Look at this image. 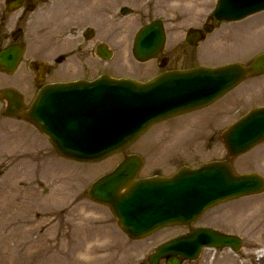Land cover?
Returning <instances> with one entry per match:
<instances>
[{"label":"rangeland","instance_id":"obj_1","mask_svg":"<svg viewBox=\"0 0 264 264\" xmlns=\"http://www.w3.org/2000/svg\"><path fill=\"white\" fill-rule=\"evenodd\" d=\"M149 3L150 0H141L135 13L123 18L122 24L114 23L115 27L109 19L104 20V26L109 32L114 30L120 40L113 59L109 61L114 73L130 72L144 78L158 68L153 60L139 64L131 55L129 61L121 59L124 58V53L121 54L123 44L131 36L129 30L157 15L169 26L166 50L171 57L170 65L176 64L177 45L181 47V53L190 57L184 59L185 65L194 66H215L231 61L247 63L264 51V12L242 22L221 24L207 35L205 41L192 48L184 40L180 42L179 36L188 26L201 25L211 14L215 0H167L163 9L158 6L148 9ZM42 11L51 18L50 9ZM175 24L176 28L173 27ZM125 68L130 71H122ZM253 78L262 82L264 74ZM24 80L21 70L11 74L0 72V89L10 86L21 88ZM244 81L213 103L224 106L215 105L218 107L214 109L215 106L210 105L191 112L192 115L184 114L176 122L208 120L215 126L211 133L228 125L245 112L248 100H255L240 92ZM2 107L0 102V113ZM4 119H0V264H126L144 260L152 250L146 242L158 237L129 239L117 226L109 208L92 202L86 194L89 183L111 170L122 154L96 162H74L58 156L47 138L39 135L31 125ZM154 137L140 135L125 149L143 155L146 169L140 172L141 175L152 168L164 173L174 169L172 165L187 163L195 166L223 155L221 141L209 133L167 135L159 143H154ZM10 138L18 139L12 143L16 147L5 145ZM255 148L247 154L254 152ZM238 160L236 169L243 170L245 163ZM246 166L255 168L253 163ZM259 197L262 198L260 202L264 201V191L222 202L199 219L222 231L240 235L243 239L240 251L235 254L227 249L221 252L205 249L197 261L188 264H231V260L223 258L226 252L236 264H264V258L257 254L261 247L254 248L250 244L256 235L242 225L237 214L243 207H257L260 202L256 199Z\"/></svg>","mask_w":264,"mask_h":264},{"label":"water","instance_id":"obj_2","mask_svg":"<svg viewBox=\"0 0 264 264\" xmlns=\"http://www.w3.org/2000/svg\"><path fill=\"white\" fill-rule=\"evenodd\" d=\"M263 8L264 0H218L214 15L235 20ZM196 38L197 35L191 37L190 42L194 43ZM164 39L159 21L143 26L135 36L134 56L146 60L156 55ZM18 56L7 61L9 69ZM262 72L264 53L247 66L198 68L185 74L160 76L145 84L104 75L90 83L43 88L23 114L48 136L59 154L93 161L123 149L150 123L202 106L246 75ZM2 96L8 100L6 111L15 112L13 107L18 105L11 92L5 91ZM221 138L228 157L237 156L263 140L264 107L251 110L224 131ZM141 164L139 156L126 155L115 169L100 176L88 189L91 199L110 206L121 229L133 238L165 224L188 222L221 200L264 188L259 175H236L227 161L206 163L196 170L182 167L170 178L136 180ZM204 244L238 249L240 239L197 229L185 240L163 244L148 259L156 264L160 257L169 256L166 264H177L176 254L193 257Z\"/></svg>","mask_w":264,"mask_h":264},{"label":"flooded vegetation","instance_id":"obj_3","mask_svg":"<svg viewBox=\"0 0 264 264\" xmlns=\"http://www.w3.org/2000/svg\"><path fill=\"white\" fill-rule=\"evenodd\" d=\"M13 0H0V51L13 46L24 45L25 54L29 53L28 41L27 39H33V33L30 29L35 25L32 14L36 12L40 4L49 5L54 10L53 13H58L61 10L62 4L66 7L67 18H61L53 15L52 27L59 29L58 26H69L63 33H58L57 42L51 44V47L56 46L57 50L52 56V60L49 65L45 67V70L41 74V79L44 80L48 75L52 74L55 77L62 78V70L65 61L70 59L71 65L75 71L80 72V76H87L88 70L85 63L88 55L94 53L93 48H88V38L83 31L82 25L86 21L85 17L79 16L82 13V2L81 0H17L20 4L16 9L15 13L13 11H8L7 3ZM131 1V0H125ZM48 6V7H49ZM100 21H103L105 16H110L107 10L100 7ZM118 16H113L116 19ZM96 19V18H95ZM56 21V22H55ZM68 21V22H66ZM71 21L77 22L73 23ZM9 25V26H8ZM69 39L68 44L64 48L62 46L59 49L63 39ZM167 60V56L164 57ZM31 62V61H30ZM33 63L30 64V66ZM36 70V78H39L38 65L34 64ZM56 78V79H59ZM61 80H64L63 78ZM192 227L190 225L182 226L181 230L173 233L167 232V234L178 235L189 231ZM173 231H176L173 230Z\"/></svg>","mask_w":264,"mask_h":264},{"label":"bare ground","instance_id":"obj_4","mask_svg":"<svg viewBox=\"0 0 264 264\" xmlns=\"http://www.w3.org/2000/svg\"><path fill=\"white\" fill-rule=\"evenodd\" d=\"M261 199L262 198L259 197L256 200L257 202H260ZM255 207H252V206H248L247 208L243 207L237 213L240 215L241 222H243L242 225L247 227L249 230L253 231L254 235H256V237H253V239L250 242L251 247H254V248L258 246L264 247V201L262 200L258 204V206L256 208ZM225 254L226 255H223V258L231 260L232 262L231 264H236L234 258L230 256L229 252H226ZM257 254L260 255L261 258H264V251H262L261 249H258ZM49 264H57V263L50 262ZM241 264H244V263H241Z\"/></svg>","mask_w":264,"mask_h":264}]
</instances>
